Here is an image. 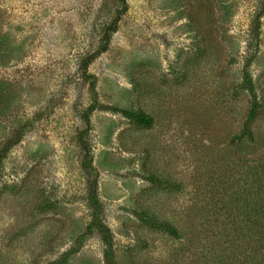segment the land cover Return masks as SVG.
Instances as JSON below:
<instances>
[{"label":"rangeland","instance_id":"rangeland-1","mask_svg":"<svg viewBox=\"0 0 264 264\" xmlns=\"http://www.w3.org/2000/svg\"><path fill=\"white\" fill-rule=\"evenodd\" d=\"M261 1L127 0L109 49L90 65L103 103L154 118L142 127L117 112L92 115L118 264H253L238 230L255 192L246 167L264 155V113L251 125L255 141L234 136L250 105L240 84ZM116 8L0 0V149L26 125L0 171V264H47L91 220L78 142L91 94L79 65ZM251 70L264 101V17ZM142 212L179 236L151 228ZM103 249L88 235L68 264H104Z\"/></svg>","mask_w":264,"mask_h":264},{"label":"trees","instance_id":"trees-1","mask_svg":"<svg viewBox=\"0 0 264 264\" xmlns=\"http://www.w3.org/2000/svg\"><path fill=\"white\" fill-rule=\"evenodd\" d=\"M117 8L115 13L109 18L101 29V37L98 47L95 51L85 55L79 65V71L84 80L88 83L91 102L81 113L82 128L78 133V142L82 153L81 167L86 176V202L91 210V220L81 236L77 238V245L64 252L59 258L50 261L47 264H68L70 257L79 250L80 245L88 235L99 234L103 245L104 264H118L116 257L115 238L113 231L107 224L104 213L105 207L99 193V172L94 165L93 147L90 142L92 131V115L95 111L104 110L117 112L128 118L138 126L150 127L154 123V118L143 112L134 111L128 108L106 104L100 100L97 90V78L89 70L90 65L104 52L109 49L113 35L118 31L123 15L128 11L127 0H115ZM264 17V0L261 1L255 12L250 26L251 41L248 44V54L245 57L242 68L241 90L246 91L250 98V105L246 118L238 134L234 136L235 140L249 139L255 141L252 130V123L258 114L264 113V101L259 95L255 79L252 74V64L256 59V53L259 46L261 35L262 19ZM26 131V125L18 129L0 149V171L3 162L8 156L12 147L19 143ZM253 171L255 174H253ZM246 174L253 177V187H255L254 198H250L241 212L242 217L247 220L248 226L238 230L239 236L244 239L248 246L245 248L251 250L250 259L253 264H264V155L260 156L258 162L246 167ZM257 175V177H254ZM151 175H149L150 177ZM256 178V179H254ZM152 181L156 178L150 177ZM140 219L151 228L167 232L174 236H179L177 228L169 221L156 218L146 212H142ZM240 232V233H239Z\"/></svg>","mask_w":264,"mask_h":264}]
</instances>
